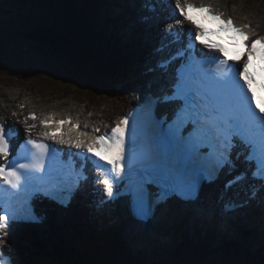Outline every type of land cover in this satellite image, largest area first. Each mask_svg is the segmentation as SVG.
I'll return each instance as SVG.
<instances>
[{"label":"snow or ice","instance_id":"1","mask_svg":"<svg viewBox=\"0 0 264 264\" xmlns=\"http://www.w3.org/2000/svg\"><path fill=\"white\" fill-rule=\"evenodd\" d=\"M175 8L179 16L195 28L194 43L218 56L213 57L209 65L211 75L201 72L198 57L190 56L188 64L180 67L174 95L165 100H180L182 106L167 123V129H163L164 121L157 122L162 130L156 136L148 133L147 121L141 122L145 137L141 152L136 151L137 125L133 122L129 127L127 116L121 118L110 133L87 139L81 137L89 134L80 132L79 124L71 120H55L49 116L41 121V127L50 129L41 134L45 139L80 150L95 160L106 175L110 171L111 179L99 181L108 200L121 195L129 197L131 212L140 220L154 214L149 186L160 190L155 202L158 204L177 193L182 199H195L200 184L213 179L209 171L185 166L191 156L205 146L203 125H210L223 134L228 144L239 138L250 149L248 159L254 160L258 169H264V95H260L264 93V37L251 40L254 33L250 32L249 24L236 26L231 18L225 19L211 6L197 7L190 0H175ZM205 23L215 27L206 28ZM238 64L239 68L234 67ZM144 110L147 115L151 114V102ZM29 119L36 120V116L29 115L26 120ZM189 123L193 125L192 131L187 136L181 135ZM65 125L78 135L75 138L69 135L66 139ZM35 127L25 121L27 139L14 154L12 133L18 136V130L0 124V264H12L11 258H6L3 252L10 221L40 222L31 207V198L43 195L66 207L65 193L71 191L52 175L56 150L31 138ZM93 131L99 132V129ZM24 144L29 146L27 150ZM226 160L224 153L219 154L216 167L223 168ZM125 181L124 190H117L116 185Z\"/></svg>","mask_w":264,"mask_h":264},{"label":"bare ground","instance_id":"2","mask_svg":"<svg viewBox=\"0 0 264 264\" xmlns=\"http://www.w3.org/2000/svg\"><path fill=\"white\" fill-rule=\"evenodd\" d=\"M60 1L63 2L64 4H67L68 8H66V10L72 11L71 0H60ZM130 1L131 0H96V2L93 3L91 0H88L87 4L91 6V8L93 7L92 12H89V10H84L82 14L80 13L77 14L79 15L78 16L79 20L88 17V19L91 21L90 31L88 32L90 36H94L96 31H101V32L103 31V33L108 35V37L105 40L108 50H111V47L113 49L116 48L118 51L123 50L122 54L126 55L125 58H128L129 56L133 55V59L129 71H127L126 74L123 73V70L119 72H114V78L111 79V81L113 82L115 81H119V82L113 84L114 86L112 85V87L114 88L113 95L108 93L109 96L106 97V100L110 101L107 103L113 106L107 105V107L100 108L103 111L106 110L107 108L108 112L104 111V117H103L105 122H103L101 118H95V116H92L91 118H87L86 116L84 117L83 115H79L78 113H75V116L71 114L72 117L76 120V122L82 125L80 132H86L88 134L94 133L95 131L93 130L100 129L101 124L104 125V128L108 125L112 126L111 122L117 120L118 116L121 115L125 111V109L129 107V105L135 103L134 101L136 97L139 94L141 95L142 90H144V88L146 87L145 81L147 79V77L142 75V73L144 72V70H146L145 68L146 66L150 65V67H153L152 62L156 61L157 54L154 53V50L159 45L155 46L154 43L158 42L159 38L157 37V35L162 33L163 27H159L160 24L155 26H149L150 22L154 21L152 20L153 17L151 16L152 13H150L148 10H144L142 12L143 3L140 0H133V7L130 6ZM173 1L175 3V0ZM196 1H198V5L201 3H205L203 0H192V2H194L195 5L197 4ZM208 1L215 8L220 7V4L217 0H208ZM232 1H236V0H232ZM217 11H219L220 13H224L223 17L225 19L230 18V16H234V19L232 20L236 26L247 24L248 22V24L252 26V27L250 26L249 29L250 32L252 33L257 32L259 29L256 28L257 22L255 21V19L247 18V16L240 14L242 13L241 11L238 12V11L230 10L228 9V7L226 8V10H224V6H221V10L217 9ZM84 12H86V14H84ZM142 13L143 15L149 17V21H150L149 24L140 23L141 20L137 16ZM168 16H166V19ZM156 26L159 28H156ZM121 60L123 59L121 58ZM113 63L114 60L108 61L107 64L104 63L103 64L111 69ZM120 65L121 63L117 64V66ZM90 68L91 67H88L87 70H90ZM130 78L135 80L130 81ZM67 81L69 83L71 81V78L69 77ZM19 86H20L19 84L13 86V92L11 94L10 91L3 92L0 90V102L3 103L0 105L1 107L0 122L10 125L12 122L14 123V121L21 120L25 128V121H26L28 125H33V124L36 125V127L32 130V132H34L37 131V129H39L41 125V121H43L44 117L50 115L51 113L61 114V112L59 111V109H62L61 104H57V108L51 107L49 112L46 113L44 112L40 115V119L38 120L39 124L37 120L35 122L26 120L27 113H25L24 110L22 111V109L19 108V104L20 103L24 104V103H22V99H21L19 104L16 105L17 98L15 97L22 96L24 99L27 97L25 104H28L29 105L28 107L33 106L32 108L34 109H35L34 105H37L39 103L41 104L43 101H44L43 103L49 102L48 101L49 98H47L46 100L45 98H42L41 100H38L37 98L36 100H34L29 94L25 92V88L23 86L20 87L21 89L20 91H18ZM115 86H117L118 88L115 89ZM37 108L40 109V106H37ZM86 108L94 110L93 108H89L88 105H86ZM20 113L23 114L20 115ZM218 183L219 182L216 183L215 187L209 188L211 192L208 191L209 192L208 195L206 193L203 194V196L200 198L199 204H197L196 206L197 208H200L199 212L204 216L202 222L198 221V211L195 208L191 209L194 210L196 214L193 216H191L190 209H187L189 211L187 212L188 214H186L183 210L180 211L181 214H177V215L172 214L171 217L167 219L166 229L164 230L161 228L157 229V235L155 239L158 240L155 241L158 242L156 244H162L164 242L166 243L171 237H173L174 233L176 232L175 227L184 225V222H186L187 224V225L185 224V227L183 229L184 231L188 229L191 232H194L201 229L202 231L207 233L208 230L211 228L216 229L218 225H220L219 222H217V219L223 216L222 205L224 203L223 185ZM214 190H215V195L213 194ZM85 199H86V195H85ZM212 207H213V211H212ZM74 210L75 207H72L70 208L69 211H67L65 217V223L62 220H60L58 223L55 222V224L52 223V227L56 232L60 231L61 226L63 228L64 224H66L67 226L74 225V222L67 223L69 218L74 216V214L76 213V211ZM256 213L257 211L251 212L250 215L251 219L254 218V215H256ZM114 217L117 218V216ZM169 221H171V224L169 223ZM76 224L81 228L85 227V223L82 219L76 222ZM124 226L125 224L123 223L122 227ZM89 228L92 231H95L96 224L95 223L91 224ZM142 228L144 230L149 229L145 224L142 225ZM39 229L41 230V232L44 231V228L43 229L39 228ZM17 230H18V226H14L13 229L10 230L9 235L6 237L7 243H8V238L9 237L13 238L16 235V232H21V234L23 233V231H17ZM250 230L254 232V237L259 241H261L260 235L262 238L264 237L262 235V231H264V221L253 222L251 224ZM221 235L224 236L223 229L218 231V236L220 237ZM123 254L124 253L122 252V255ZM182 256L183 255L180 254V259H181L180 263L184 262ZM173 261H174L173 259L170 258L167 259V263L172 262V264H176Z\"/></svg>","mask_w":264,"mask_h":264},{"label":"rangeland","instance_id":"3","mask_svg":"<svg viewBox=\"0 0 264 264\" xmlns=\"http://www.w3.org/2000/svg\"><path fill=\"white\" fill-rule=\"evenodd\" d=\"M219 1L222 6H226L230 10L238 12L241 11L242 13L240 14L247 16V18L249 19H255L256 22H259V24L261 22H264V10L260 9L262 8V4L261 2H259V0L255 2L254 6L252 5L253 8L251 6L246 5L244 3L245 0H236L239 2L232 0ZM262 1L264 3V0ZM26 2V5H21L19 3V0H0V37L9 40L8 44H10L12 47L10 51L15 56L16 61L19 60L21 64L19 68H17L15 71H12L10 74H0V90L3 92L10 91L11 94L13 92V86L19 84L20 86L18 88V91H20V87L23 86L25 88V92L29 94L34 100H36L37 98L38 100H41L42 98H45L46 100L47 98H49V102L43 103V101L41 104L39 103L38 105L42 108L48 107L49 109H47V111H49L51 107H54V105L62 103L65 105L62 106V108L64 107V109L61 110L62 112H68L67 110L69 109L72 112H76V110L73 111L72 109H77V111L80 110L79 113L83 112L82 110H84L86 111V114L84 113L86 116H92L93 110L85 108L87 101L88 107L93 109H100L103 107H107V105L113 106L107 103L110 101H107L106 97L109 96L108 93L113 95L114 88L112 87V85L118 83L119 81L113 82L111 81V79H108L105 76L100 77V75H98L97 77H94L93 80L94 82H96V84L89 83L85 85L84 80H78L74 83H65L61 77L57 76L59 75L58 72L62 73L64 70H68L67 67L69 65V62H67L66 56L64 55V51L56 54L53 59H50L48 57L49 47L46 46V44L32 41L27 42L23 40V35L33 30L35 27L48 28L44 25L51 23V20H55L56 22L58 18H63V13L64 17H67V14L64 12V10L68 8L67 4H64L60 0H55L53 2H51V0H27ZM81 3V1L76 2L78 7H80L79 4ZM258 6H260V8ZM42 15L45 18H41ZM39 18H41V22L36 20ZM75 18H77V14L72 19ZM55 22H53L54 24L52 25H54L56 28L52 26L49 28L58 29L61 33L64 34L65 37L69 36L72 38V34L76 35V33L67 31V29L63 30L65 26L61 25V27H59ZM1 25L4 27H1ZM261 30L264 31V29ZM74 38L77 39L79 37L78 35H76ZM73 49L76 50V48ZM112 50L113 48L111 47L110 52L107 53L112 54ZM39 52H41V54ZM123 56L126 57V55ZM122 59L126 62L125 58ZM121 64L125 63L123 62ZM128 66L129 65L126 63L125 68H122L124 74L129 71ZM59 69L60 71H57ZM31 73H38L39 76L38 74H36L37 77L31 79ZM111 73L112 74L109 75V77L114 75L113 71ZM71 76H74L73 72L71 73ZM100 78H102V80L105 79L103 83L104 86L107 88L106 91L102 88L100 83H98V80ZM16 98V105L19 104L21 99L23 103L24 98L22 96H17ZM25 100H27V97L25 98ZM1 104L2 103H0V105ZM19 107L23 110L25 105L20 103ZM28 109L30 111H36L34 108ZM104 111L108 112L107 108ZM94 113L98 115L96 116L98 118H101L103 116L102 111L94 110ZM22 114L23 113H20V115ZM178 229L180 230V228ZM82 232L86 235H90L87 232ZM242 237L243 241L237 242V245L240 248H244V239L248 238L249 236L243 235ZM27 242L28 241L25 235L22 238H16L13 242L7 244L8 250H10L14 255L18 257L16 263L18 262L20 264H23L24 262H21L19 253L14 250V247L12 246L13 243H19V246L21 245V248H23L22 244L27 246ZM247 242L254 243L256 245L251 247V250H258L259 247L264 245V242H259L258 244L255 241H249V239H247ZM146 245V243H143L141 245L136 244V246H133L131 244L124 250L130 255V257H132L133 261L136 262L137 257L140 259L143 257V255L139 254H142ZM29 251V255L34 252L39 253V248H32V250Z\"/></svg>","mask_w":264,"mask_h":264},{"label":"trees","instance_id":"4","mask_svg":"<svg viewBox=\"0 0 264 264\" xmlns=\"http://www.w3.org/2000/svg\"><path fill=\"white\" fill-rule=\"evenodd\" d=\"M78 23V21L76 20ZM89 29H85L82 31V36H83V41H82V47L79 45L81 48L78 51V59L79 62L81 63H94L98 64L102 63L101 56L99 55V48H98V43L94 42L95 35L90 36L89 34H86L90 31V25L91 23L88 21L87 23ZM7 41L5 38L0 37V72L1 73H8L9 71L11 72L16 65L10 61V52H9V47L7 46ZM94 59H97L98 63L94 61ZM101 66V65H100ZM236 257V256H235ZM104 259L107 260L109 263L112 261H117L114 262L113 264H129V261L126 257H122L119 259L116 256L115 259V254L113 252H109L104 256ZM32 262H35L33 260ZM180 263V261H178ZM236 264H264V255H261L260 257H255V255L251 254L248 256V259H245V256L242 255L240 252L238 257L236 258Z\"/></svg>","mask_w":264,"mask_h":264},{"label":"water","instance_id":"5","mask_svg":"<svg viewBox=\"0 0 264 264\" xmlns=\"http://www.w3.org/2000/svg\"><path fill=\"white\" fill-rule=\"evenodd\" d=\"M26 1L27 0H21L20 3L24 5ZM25 36L34 42L46 43L51 47V49L57 52H59L62 47H64V42L62 41V39L58 38L54 33L41 28L31 31Z\"/></svg>","mask_w":264,"mask_h":264}]
</instances>
